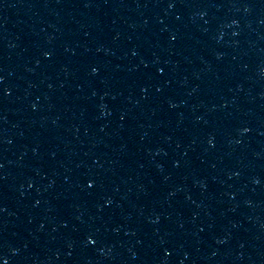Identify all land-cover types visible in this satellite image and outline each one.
Masks as SVG:
<instances>
[{
    "label": "water",
    "instance_id": "95a60500",
    "mask_svg": "<svg viewBox=\"0 0 264 264\" xmlns=\"http://www.w3.org/2000/svg\"><path fill=\"white\" fill-rule=\"evenodd\" d=\"M0 227L264 264V0H0Z\"/></svg>",
    "mask_w": 264,
    "mask_h": 264
}]
</instances>
